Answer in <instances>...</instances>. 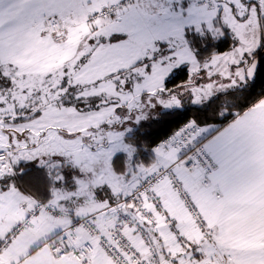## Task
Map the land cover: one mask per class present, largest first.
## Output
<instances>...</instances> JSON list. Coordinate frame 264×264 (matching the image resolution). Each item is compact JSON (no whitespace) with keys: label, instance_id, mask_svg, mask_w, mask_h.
Segmentation results:
<instances>
[{"label":"snow or ice","instance_id":"obj_1","mask_svg":"<svg viewBox=\"0 0 264 264\" xmlns=\"http://www.w3.org/2000/svg\"><path fill=\"white\" fill-rule=\"evenodd\" d=\"M261 75L264 0H0V264H264L208 211L264 198Z\"/></svg>","mask_w":264,"mask_h":264},{"label":"crops","instance_id":"obj_2","mask_svg":"<svg viewBox=\"0 0 264 264\" xmlns=\"http://www.w3.org/2000/svg\"><path fill=\"white\" fill-rule=\"evenodd\" d=\"M29 62L44 68L51 66L54 61L50 54L38 52ZM174 211L191 230L190 218L178 208ZM208 211L216 222L226 226L222 243L233 247L251 246L256 229L264 223V198H261L258 191H245L225 197L219 203L213 204ZM17 218V213L8 206L0 207V224L4 227Z\"/></svg>","mask_w":264,"mask_h":264},{"label":"trees","instance_id":"obj_3","mask_svg":"<svg viewBox=\"0 0 264 264\" xmlns=\"http://www.w3.org/2000/svg\"><path fill=\"white\" fill-rule=\"evenodd\" d=\"M255 91H264V75H261V77L255 82ZM237 102L238 101L235 94H230L226 92L221 93L209 105V111L221 112L226 109L232 108V106ZM163 119H170V117H163ZM178 123L179 121H173L164 125H153L151 128L148 129V131L152 133V135L148 137L149 141L158 142L159 140H162L177 126ZM139 131L142 134L146 131V129H141ZM141 158L145 160L148 159L147 155H142ZM27 187H29L30 191L35 192V189H32L30 186Z\"/></svg>","mask_w":264,"mask_h":264}]
</instances>
